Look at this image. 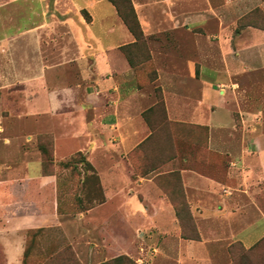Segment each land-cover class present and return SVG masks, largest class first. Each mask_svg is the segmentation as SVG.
<instances>
[{
  "label": "rangeland",
  "instance_id": "1",
  "mask_svg": "<svg viewBox=\"0 0 264 264\" xmlns=\"http://www.w3.org/2000/svg\"><path fill=\"white\" fill-rule=\"evenodd\" d=\"M115 1L124 14L129 13L126 0ZM208 1L217 9L221 6V0H130L143 39L135 47L127 49L126 53L120 50L124 58L127 54L135 65L130 67L134 70L138 88L152 99L150 107L141 114L148 132L126 157L122 153V160L117 159L120 169L131 181V184H122L120 193L110 188L104 179L102 184L99 171L94 168L104 201L106 196L115 201L92 212L84 210L91 204L96 206L93 203L96 198L92 192V180L84 183L82 165L70 163L75 169L65 165L77 152L72 151L55 162V137H61V122L57 123L52 133L36 132L30 129L28 121L19 117V103L23 100L21 91L38 85L53 90L72 88L80 78L75 64L59 63L61 53L72 52L70 46V50H65L66 42L58 40L65 35V31L58 36L52 34L54 43L41 50L44 59L56 62L49 68L43 65L38 55L39 36L34 35L37 40L33 44L28 32L44 23L54 27L57 22L53 15L60 14L62 3L52 0H0V167L38 160L44 171L54 174L58 181V222L51 228L23 234L25 244L20 264H264V237L253 247L246 248L239 240H231L227 234V224L222 222L221 217L222 200L238 198L241 182L238 177L228 180L226 170L232 161L218 152L221 147L214 146V151L208 147L210 138L236 141L243 138L247 160L244 166L248 169L252 166L254 170L256 162L250 163L254 158L251 143L252 138L264 137V91L255 99H245L257 102L256 108H262V112L257 114L261 123L256 124V130H243L242 116L247 115H241L236 106L231 109V128H224L220 121L210 130L205 125L170 120L166 109L163 112L160 105L161 101L164 102L162 85H170L169 80L176 83L183 93L190 86L194 88L189 81V65L198 78L201 67L211 72L206 74L212 75V78L222 71V49L215 36L222 26L223 17L220 11L211 12L208 9ZM244 20H237L236 29L243 25ZM249 21H257L264 26V19ZM212 85L216 97L214 114L222 118L217 107H220L225 87L220 86L216 79ZM193 90L198 93V88ZM149 123L154 128L151 129ZM171 143L176 154L169 158L167 152L172 151ZM41 145L44 146V153ZM235 148L241 154L243 147L236 145ZM172 160L178 162L174 170L158 174ZM187 168L226 186L219 188L221 194L212 201L215 209L212 213L216 215L196 208L197 197L193 193L186 194L180 170ZM153 173V182L173 207L174 227L164 226L159 220H146L145 214L157 215V211L148 209L147 205L140 213L135 209H114L116 200L123 201L125 194H136L142 200L141 196L146 194L141 192V186V189L136 188L137 177ZM250 187L256 186L251 184ZM87 191L89 197L85 196ZM260 198L258 193L254 197L256 200ZM233 227L237 231L241 228L237 225ZM0 264H6L1 248Z\"/></svg>",
  "mask_w": 264,
  "mask_h": 264
},
{
  "label": "crops",
  "instance_id": "2",
  "mask_svg": "<svg viewBox=\"0 0 264 264\" xmlns=\"http://www.w3.org/2000/svg\"><path fill=\"white\" fill-rule=\"evenodd\" d=\"M52 1L62 3V15H53L57 22L54 27L44 23L31 28L28 31L31 41L34 44L37 40L34 35L39 36L38 57L49 68L56 62L44 59L41 50L54 43L52 34L58 36L65 31L58 40L66 42L65 50H70V46L72 52L61 53L59 63L75 64L80 78L72 88L53 90L38 85L21 91L23 100L19 103V117L28 121L30 129L36 132L52 133L61 122V137H55V162L72 151L80 152L99 171L102 184L104 179L110 188L120 193L122 184H131V181L120 169L117 159L122 160V153L126 157L147 135L148 126L141 114L152 104L150 96L138 88L134 70L120 50L132 44L134 37L108 0ZM208 6L211 12L218 10L223 17L222 26L215 36L222 49V71L212 78L206 74L209 71L201 67L198 78L189 65V81L198 88V93L191 86L183 93L172 80H169L170 85L163 84L168 117L191 125H205L210 130L220 121L224 128H231V109L236 106L241 115H247L242 116L243 130H256L261 123L257 114L262 112V108H256L257 102L245 99H255L264 91V30L256 25L257 21L250 22L249 19H264V0H221L218 9L208 1ZM239 19L246 21L236 29ZM15 76L18 78V74ZM215 79L225 87L220 107H217L222 118L213 110L216 97L212 81ZM252 139L254 158L250 163L256 162L254 170L252 166L250 169L244 166L247 160L243 138L237 141L210 138L208 141L209 150L214 151V146H220L218 152L231 159L226 170L228 180L238 177L241 182L238 198L222 200L221 217L227 224L229 238L239 240L246 248L253 247L264 237V137ZM236 145L243 147L241 154ZM177 164V160L168 162L158 174L172 172ZM180 175L186 194L193 193L197 197L196 208L207 214L214 212L212 201L221 194L219 188L226 186L192 168L181 169ZM154 176L153 173L137 177L136 188L141 186V192L146 194L141 196L142 200L136 194H125V203L121 199L116 200L114 209H135L140 213L147 205L148 209L157 211V215L145 214L146 220H159L164 226L174 227L173 207L153 182ZM251 184L256 187H250ZM104 189L106 192L107 188ZM257 193L261 194L258 200L254 199ZM113 201L106 196V201L92 206L89 211L95 212ZM58 218L57 178L55 175H42L40 161L29 160L13 167L6 164L0 167V248L6 264H20L25 232L51 228L57 224ZM234 225L241 228L234 230Z\"/></svg>",
  "mask_w": 264,
  "mask_h": 264
},
{
  "label": "trees",
  "instance_id": "3",
  "mask_svg": "<svg viewBox=\"0 0 264 264\" xmlns=\"http://www.w3.org/2000/svg\"><path fill=\"white\" fill-rule=\"evenodd\" d=\"M113 6L114 8L116 9L117 11V14L119 15V17L122 19L123 23L125 24V26L127 27V29L129 30V32L133 35L134 37V42L132 44H129V45H125L123 47H121V50H123L125 53H126V50L127 49H130L132 47H135L138 42H140L142 39H143V32L141 30V27H140V24L137 20V17H136V14H135V11L130 3V0H126L128 6H129V13L127 14H124L118 4L116 3L115 0H108ZM263 22V21H262ZM256 25L263 29L264 30V26L260 25L259 22L256 23ZM126 59H127V62L129 63V65L134 68L135 65L133 64L132 60L130 57H128V55L126 54ZM161 103V104H160ZM159 104L161 105L162 107V111L164 112L165 111V105H164V102L161 101ZM164 114V113H163ZM144 116L146 117L145 113H144ZM149 126L150 128H154L153 125H151V123H149ZM173 146V144L171 143V147ZM42 152L44 153V146H40ZM171 150H169L167 152V156L169 158H172L175 154H176V151L173 149V147L171 148ZM70 163H74L75 164H80L83 166V172L85 174V182L88 181L89 179L92 180L93 182V187H94V190H92L93 193H95V197L96 198L93 203L95 205L97 204H101L104 202V198L102 196V193H101V186H100V183H99V179L95 173V170L94 168L92 167V165L85 159V157L83 156L82 153L80 152H77L75 153L69 161H67L65 163L66 166H69V167H72V169H75L76 167L74 165H70ZM41 172H42V175H54L52 173H48V172H45L44 171V166L41 164ZM86 185V184H85ZM98 193V194H96ZM90 193L89 191L85 192V196L89 197ZM92 207V204L90 206H88L86 209L84 210H89L90 208ZM59 212V201H58V181H57V214Z\"/></svg>",
  "mask_w": 264,
  "mask_h": 264
}]
</instances>
